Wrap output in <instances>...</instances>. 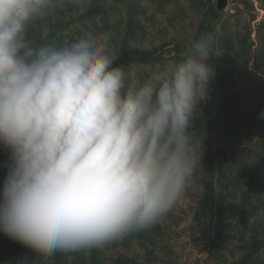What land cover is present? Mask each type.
Instances as JSON below:
<instances>
[{"label":"clouds","instance_id":"1","mask_svg":"<svg viewBox=\"0 0 264 264\" xmlns=\"http://www.w3.org/2000/svg\"><path fill=\"white\" fill-rule=\"evenodd\" d=\"M87 2L0 0V232L44 255L102 247L174 207L214 76L212 35L143 81L114 66L110 32L62 45L28 38L35 20Z\"/></svg>","mask_w":264,"mask_h":264},{"label":"rangeland","instance_id":"2","mask_svg":"<svg viewBox=\"0 0 264 264\" xmlns=\"http://www.w3.org/2000/svg\"><path fill=\"white\" fill-rule=\"evenodd\" d=\"M91 2L73 3L72 8L67 3L31 23L47 37L53 33L50 21L62 22L53 40H39L30 29L28 38L35 45L59 40L67 44L82 38L86 30L110 32L111 48L121 58L114 66H121L133 81H143L160 63L181 60L190 41L214 38L208 61L214 76L201 116L194 122L200 137L193 143L195 167L174 207L147 229L99 248L52 255L37 253L0 232V255L4 254L0 264H264V212L256 209L259 199L264 202V138L249 142L250 129L244 128L242 134L225 141L214 129L216 100L210 93L220 78L228 91L234 82L248 91L258 118L264 111V77L261 81L254 74L252 79L248 73L255 72L257 58L259 66L264 60L260 57L264 55V0H106L107 13L99 16L86 14ZM143 52L152 55L147 63L139 61ZM222 62H227L226 72L220 75L217 67ZM250 116L244 120L245 127L253 122ZM7 159L5 150V155L0 154V191ZM234 205L244 210L243 217L232 213ZM253 212L257 216L250 215ZM247 215L251 225L245 224ZM255 222L258 237L251 227ZM4 242L11 243L8 259Z\"/></svg>","mask_w":264,"mask_h":264},{"label":"trees","instance_id":"3","mask_svg":"<svg viewBox=\"0 0 264 264\" xmlns=\"http://www.w3.org/2000/svg\"><path fill=\"white\" fill-rule=\"evenodd\" d=\"M106 0H92L91 4L88 7V11L86 12V14L88 13V15H92L94 14L95 16H99V15H106L107 11H106ZM73 3H69V7L72 8ZM50 21V20H49ZM61 23L60 21L56 22V23H52L50 21V25L51 28L53 29V33H50V35L48 34L47 37H44L42 35V33L40 31H38L37 28H35L32 24L30 25V30L32 31V34H34V37L38 38L39 40H41V37L43 40H48L51 41L53 40L56 35L58 34L57 31L61 30ZM84 34V33H83ZM49 36V37H48ZM83 37V36H81ZM50 42H44L43 44H49ZM59 45L64 44L63 40H59L58 41ZM152 56L150 53L148 52H143L140 54L139 56V61L142 63H147L148 58ZM262 56V59L264 58V55L260 54V57ZM224 59V55L222 56ZM117 60H121V58L118 57ZM225 62V60H224ZM222 62V64L218 65L217 67V71H219V74L221 75L222 73L226 72V69L224 68L227 64ZM224 63V64H223ZM259 59H256V65H255V72L252 71H248L249 76H251L252 79H255L256 76L257 78L259 77V79L262 81V77H264V60L262 62V66H259ZM256 76H255V75ZM262 76V77H260ZM232 90L228 91V87H227V83L226 82H222L221 78H220V83L217 84L216 86H214L211 90V95L214 97V99L216 100L215 102V112L217 113V118H215V126L214 129H216L217 131H219L220 133H222V137L224 138V140H228L233 136L242 134V130H244V128H249L250 132L247 133V136L249 138V142L250 141H255V139L257 138H264V119L258 118L256 112H257V108L254 106V102L251 103L248 100V91L245 89H241L238 88V86L234 83L231 82L230 83ZM263 85H264V80H263ZM254 100L257 102V98L254 97ZM248 113H251V118L253 120V122H248L247 126H244V120L246 117H248ZM235 122H237L239 124L238 127H233L235 126ZM261 123V124H260ZM256 124H260V126H257ZM227 147L224 148L225 152H226ZM0 154L5 155V149L0 146ZM221 156H224L225 153H220ZM250 196V195H249ZM250 204V200L248 202L247 205ZM234 210H232V213L235 212L237 217H243L241 216V211L244 210H240L237 205H234ZM256 209L259 210V212L263 211L264 212V202H262L260 199L258 201V204L256 206ZM262 209V210H260ZM257 212V211H256ZM253 212V216H257L255 213ZM221 216H223V211H221ZM250 215H247V220L245 222L246 225H251L250 221ZM255 236L258 237L259 233H258V225L256 224V222L254 223L253 226H251ZM8 242H4V245L7 246V248H9L7 250V259L10 256V247H11V243L8 245ZM15 244V243H13ZM23 245V244H21ZM4 246V247H6ZM20 247V246H19ZM255 248V246H253ZM0 256L4 257V254L2 253ZM4 264V263H3ZM39 264H48L45 262H40Z\"/></svg>","mask_w":264,"mask_h":264},{"label":"water","instance_id":"4","mask_svg":"<svg viewBox=\"0 0 264 264\" xmlns=\"http://www.w3.org/2000/svg\"><path fill=\"white\" fill-rule=\"evenodd\" d=\"M219 8H222V4H219Z\"/></svg>","mask_w":264,"mask_h":264}]
</instances>
